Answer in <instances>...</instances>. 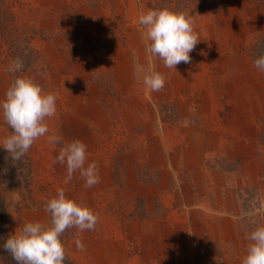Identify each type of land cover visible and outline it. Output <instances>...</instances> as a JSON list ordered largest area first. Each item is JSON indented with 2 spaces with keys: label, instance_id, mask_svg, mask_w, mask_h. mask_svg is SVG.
I'll use <instances>...</instances> for the list:
<instances>
[{
  "label": "rangeland",
  "instance_id": "obj_1",
  "mask_svg": "<svg viewBox=\"0 0 264 264\" xmlns=\"http://www.w3.org/2000/svg\"><path fill=\"white\" fill-rule=\"evenodd\" d=\"M163 8L188 13L200 38L171 69L146 51L139 23ZM263 37L264 0H0V99L21 75L57 96L49 132L26 153L10 235L50 224L46 202L63 188L98 214L94 230L62 234L75 264H242L247 234L264 225V71L253 58ZM137 66L164 87L148 88ZM12 132L0 114V143ZM75 139L97 165L92 187L79 171L65 183L54 163Z\"/></svg>",
  "mask_w": 264,
  "mask_h": 264
},
{
  "label": "clouds",
  "instance_id": "obj_2",
  "mask_svg": "<svg viewBox=\"0 0 264 264\" xmlns=\"http://www.w3.org/2000/svg\"><path fill=\"white\" fill-rule=\"evenodd\" d=\"M139 23L144 26L150 42L146 51L151 57H159L165 67L176 68L181 62L190 63V53L200 41L194 31V21L188 13L175 12L166 8L142 12ZM254 66L264 71V54L259 55ZM23 69V62L15 60L10 71ZM136 72L143 76L144 84L152 91H159L165 85V78L157 71L146 72L137 66ZM57 96L45 92L41 85L27 76H17L0 99V114L13 130L0 145L11 154L13 160H20L34 141L49 132L47 118L55 115ZM49 143H61V137L48 136ZM66 164L70 181L77 171L84 178L87 187L100 182L96 163H87V146L78 139L66 142L60 149L54 163ZM45 210L51 214L50 224L27 222L19 231L9 235L3 247L17 264H64L65 248L62 234L70 228L80 231L94 230L98 214L90 207L66 196L63 188L46 202ZM191 234V233H189ZM250 242L242 264H264V225H259L247 234ZM76 247L84 250L81 240Z\"/></svg>",
  "mask_w": 264,
  "mask_h": 264
},
{
  "label": "trees",
  "instance_id": "obj_3",
  "mask_svg": "<svg viewBox=\"0 0 264 264\" xmlns=\"http://www.w3.org/2000/svg\"><path fill=\"white\" fill-rule=\"evenodd\" d=\"M254 60L264 54V37L253 48ZM28 66V62L24 64ZM31 163L26 154L20 160H13L6 149L0 151V264H17L11 254L3 247L8 236L9 205L13 194H19L28 188ZM64 264H75L65 258Z\"/></svg>",
  "mask_w": 264,
  "mask_h": 264
}]
</instances>
